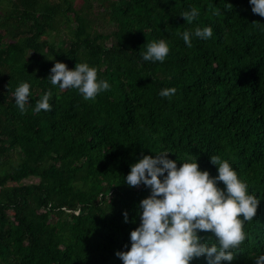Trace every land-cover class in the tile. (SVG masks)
<instances>
[{"label":"trees","instance_id":"16d2710c","mask_svg":"<svg viewBox=\"0 0 264 264\" xmlns=\"http://www.w3.org/2000/svg\"><path fill=\"white\" fill-rule=\"evenodd\" d=\"M75 1L0 0V264H123L116 253L130 250L151 194L125 178L162 151L178 167L197 159L212 177L218 155L257 195L241 253L221 262L255 264L249 254L264 255V17L250 0ZM192 8L187 23L180 14ZM197 27L213 35L193 34L188 47L181 34ZM159 40L165 60H143ZM57 61L87 63L109 90L85 100L53 86ZM21 83L30 85L24 112ZM49 91L51 111L34 112Z\"/></svg>","mask_w":264,"mask_h":264},{"label":"clouds","instance_id":"9594fccd","mask_svg":"<svg viewBox=\"0 0 264 264\" xmlns=\"http://www.w3.org/2000/svg\"><path fill=\"white\" fill-rule=\"evenodd\" d=\"M250 4L254 14L264 17V0H250ZM180 16L192 23L198 12L192 8ZM193 34L206 40L212 37L213 30L197 27L194 33L183 32L188 47H192ZM168 53L164 40L153 41L147 43L142 58L163 62ZM48 79L61 90L77 89L85 100H94L110 88L106 80H98L97 70L87 63L77 62L75 69L69 70L65 63L57 61ZM175 92V88L163 89L160 95L171 97ZM29 96L30 85L21 83L14 93L21 112L26 110ZM50 96L51 92H46L36 102L34 112L51 111ZM155 153V158L146 155L132 164L125 178L129 187L143 184L151 194L139 202L137 215L141 223L130 233V250L117 252V257L123 264H191L200 257H206L208 264L233 261L249 238L244 224L256 217L260 199L256 194H248L247 183L218 155L210 157L218 169V175L212 177L209 171L200 169L197 159L178 167L177 161L168 158L170 152ZM219 182L225 187L220 188ZM124 216L128 222V213ZM199 233L212 235L202 237ZM249 256L255 264H264V255Z\"/></svg>","mask_w":264,"mask_h":264},{"label":"rangeland","instance_id":"374dc122","mask_svg":"<svg viewBox=\"0 0 264 264\" xmlns=\"http://www.w3.org/2000/svg\"><path fill=\"white\" fill-rule=\"evenodd\" d=\"M75 2H77V0ZM36 179L37 178H35V177H28V178H24L23 181L24 182H30V181H35Z\"/></svg>","mask_w":264,"mask_h":264}]
</instances>
